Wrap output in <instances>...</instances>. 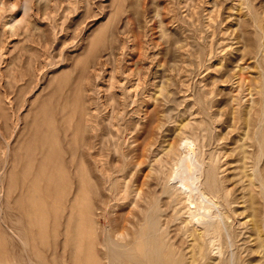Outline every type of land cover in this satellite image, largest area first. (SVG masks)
Listing matches in <instances>:
<instances>
[{
	"label": "rangeland",
	"instance_id": "374dc122",
	"mask_svg": "<svg viewBox=\"0 0 264 264\" xmlns=\"http://www.w3.org/2000/svg\"><path fill=\"white\" fill-rule=\"evenodd\" d=\"M242 8L238 18L234 0H0V16L20 22L12 32L0 22V264H106L93 256L83 223L94 206L112 200L111 191L157 192L146 144L175 134L176 117L167 116L175 104L185 106L180 95H194L186 108L201 114L209 137L216 135L212 121L233 132L236 146L249 120L247 153L233 152L228 174L240 215L252 213L245 174L264 182L255 140L264 101L256 94L246 113L229 88L211 92L223 81L232 85L242 69L256 90L264 86V0H243ZM137 79L141 84L130 90ZM153 85L174 90V102L162 98L151 107L138 146L131 147L139 101ZM91 107L100 111L96 131L88 122ZM159 123L161 134L153 128ZM251 190L262 224L258 184ZM133 204L99 215L100 230L120 229ZM250 244L242 264H264Z\"/></svg>",
	"mask_w": 264,
	"mask_h": 264
},
{
	"label": "bare ground",
	"instance_id": "6f19581e",
	"mask_svg": "<svg viewBox=\"0 0 264 264\" xmlns=\"http://www.w3.org/2000/svg\"><path fill=\"white\" fill-rule=\"evenodd\" d=\"M216 2L218 0H214ZM242 6L243 0H234L238 18H242ZM26 10L24 6V11ZM0 22L3 30L10 32L15 31L20 24L13 15L9 19H5L4 15L0 16ZM260 32L262 41L259 53L264 54V31L260 29ZM218 64L222 63L218 60ZM213 65L214 63L210 64L209 68ZM204 82L203 78L196 81L193 91L196 92ZM227 82L216 84L211 92L229 88L233 101L237 102L239 108L243 107L246 113H249L251 103L255 102L256 94H260L264 101V86L260 88L261 91L256 90L255 79L243 69L239 71L232 85ZM140 84L137 79L128 88L131 90ZM172 94H176L175 91L166 85L160 88L153 85L140 99L137 128L132 132V141H129L131 147L138 146V129L146 125L151 107L162 98L167 103L174 102ZM193 97V94L176 96L185 106L180 107V104L174 103L175 106L169 109L167 119L170 120L172 115L176 117L175 134L172 138L146 144L150 154L147 162L150 170L148 177L155 180L157 192L150 195L144 187L135 190L137 195L132 190H129L131 194L111 191V201L94 206L92 218L88 213L83 230L90 233V244L97 261L103 259L106 264H126L127 261L128 264H242V254L251 242L253 245L250 244L252 247L249 249L261 254L260 259H264V223H259L258 202L254 199L255 191L251 190L252 186L258 184L259 194L264 201V182L246 171L249 188L244 197L249 194L252 213L244 217L240 215L239 205L233 197L236 188L229 175V169L233 168V152L239 149L243 155L247 153L249 120H245L248 129L238 133L236 146L231 142L233 132L229 133L227 130L223 133L220 131L221 127L212 121L210 129L216 135L209 137L201 114L186 108L193 102ZM97 117H100V111L98 112L97 107H91L88 122L94 131L98 130L100 124ZM163 125L159 123L153 127L154 131L163 133ZM224 135L229 136L228 140ZM255 137L259 146L258 166L264 160V118L258 122ZM121 140L128 143V137L123 136ZM91 147L96 148L94 143ZM93 160L99 162L96 156H93ZM243 165L245 168V160ZM121 178L125 176L121 175ZM127 201L134 203L133 210L129 213L131 220L124 218L120 229L106 226L101 231L98 216L117 211ZM99 247L104 248L103 255L97 254Z\"/></svg>",
	"mask_w": 264,
	"mask_h": 264
}]
</instances>
